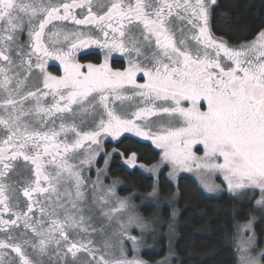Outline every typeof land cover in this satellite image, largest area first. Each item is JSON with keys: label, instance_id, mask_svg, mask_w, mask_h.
<instances>
[{"label": "snow or ice", "instance_id": "obj_1", "mask_svg": "<svg viewBox=\"0 0 264 264\" xmlns=\"http://www.w3.org/2000/svg\"><path fill=\"white\" fill-rule=\"evenodd\" d=\"M217 5L0 0V264H150L141 253L154 227L134 193L105 183L117 152L105 141L126 133L161 150L151 167L120 153L156 176V203L163 164L172 182L191 173L206 193L250 203L234 213V261L264 264L254 214L264 213V28L230 45L212 31ZM87 49L102 59L81 63Z\"/></svg>", "mask_w": 264, "mask_h": 264}, {"label": "trees", "instance_id": "obj_2", "mask_svg": "<svg viewBox=\"0 0 264 264\" xmlns=\"http://www.w3.org/2000/svg\"><path fill=\"white\" fill-rule=\"evenodd\" d=\"M211 24L213 33L230 45L251 41L264 28V0H218ZM105 145L107 152L117 148L109 163L107 182L118 179L122 185L118 190L120 196L134 193L138 196L136 202L141 206L140 212L147 221L153 219L156 223L155 218H158V230L163 238L156 245V251L142 253L144 259L157 264L171 251L174 254L170 257V264H235L233 225L238 217L234 213H239L242 219L252 210L250 203L241 204L226 194L207 196L197 183L185 176L179 177L174 186L167 178V170H163L158 175L160 200H167V205L158 208L150 204L155 201L147 196L155 178L137 169L126 168L120 153L127 156L135 152L138 163L151 165L159 160L160 152L148 140L131 134ZM98 166H104L103 159L99 160ZM140 198L150 203L142 205ZM173 210L177 212L174 219L171 217ZM168 223L174 225V232L169 233ZM261 229L262 226L258 225L259 233ZM169 241L171 249L166 246Z\"/></svg>", "mask_w": 264, "mask_h": 264}, {"label": "rangeland", "instance_id": "obj_3", "mask_svg": "<svg viewBox=\"0 0 264 264\" xmlns=\"http://www.w3.org/2000/svg\"><path fill=\"white\" fill-rule=\"evenodd\" d=\"M149 142L151 143V141L149 140ZM152 144V143H151ZM153 145V144H152ZM154 146V145H153ZM154 148L155 149H157L155 146H154ZM159 152H160V157H161V150L160 149H157ZM199 154H202V151H201V153H199ZM160 162V158H159V160L158 161H156L155 163H153V164H151V165H145V166H147V167H151L152 165H156V164H158ZM124 164V163H123ZM140 163H138L137 162V165H139ZM125 165V167L126 168H128L129 170H133V169H137L138 171H140L141 173H143L144 175H147V176H151V177H154L155 179H156V176H154V174L153 173H151V172H145L143 169H140L139 167H136V168H129L126 164H124ZM99 167V166H98ZM163 170H167V178H168V171L170 170V167H169V165H167V164H163V165H160V167H159V170H158V173H157V175H159V173H161ZM92 171H95V169H93V170H91V172ZM91 172L90 173H87V175H90V177H91V179H95L94 178V175H95V173H92L91 174ZM181 176H185V177H188V178H190V179H192L195 183H197L198 185H199V187H200V189L203 191V193H205L207 196H210V197H216V196H219V195H222V194H226V195H228L229 196V194L227 193V191L225 190L224 192H222V193H217V194H215V195H211V194H208V193H206L204 190H203V188L200 186V184H199V181H197V179H196V177L193 175V174H191V173H180L179 174V176H178V178L179 177H181ZM178 178H177V180H178ZM213 179L215 180V182L217 183V184H221L222 186H223V180H222V178L221 177H213ZM114 180V179H113ZM169 180V179H168ZM174 186L177 184V181L176 182H172L171 180H169ZM111 182H112V180H111ZM105 183H108L107 182V179L105 178ZM121 183H119L118 185H117V192H118V190H119V188H121ZM231 197V196H230ZM138 198V196H135V203H136V205L138 206V212H139V214L147 221V219L142 215V213L140 212V205L138 204V202H136V199ZM139 201H140V203L142 204V205H148L150 202H146V201H144L143 200V198H140L139 199ZM167 200H163V199H161L160 200V202L159 203H156V202H152V203H150V204H154L155 206H157L158 208H160V207H162V206H164V205H167V202H166ZM168 204H170V203H168ZM254 214L258 217V219H257V221H256V224H255V230H256V236H257V245H258V247H264V213H261V212H259V211H255L254 212ZM156 220V223L154 222V220L153 219H148V221L147 222H149L150 224H152V226L154 227V229H155V233H156V238H155V240H153L151 237H149V239H148V244L149 245H152L153 247L150 249V250H146V251H144V252H147V251H151V250H155L156 251V248H158V246H156V245H158V243H159V241L163 238V235L159 232V230H158V224H157V222H158V218L156 217L155 218ZM258 225H261L262 226V229H261V231H260V233L257 231V226ZM135 231V230H134ZM232 243H233V247H234V249H235V245H234V240L232 241ZM166 246H167V248L168 249H171V247H172V243L169 241V242H167L166 243ZM143 253V252H142ZM142 253H141V255H142Z\"/></svg>", "mask_w": 264, "mask_h": 264}, {"label": "flooded vegetation", "instance_id": "obj_4", "mask_svg": "<svg viewBox=\"0 0 264 264\" xmlns=\"http://www.w3.org/2000/svg\"><path fill=\"white\" fill-rule=\"evenodd\" d=\"M69 27H72L71 25H69ZM88 52V53H95V54H89V55H84V52ZM98 53H99V50L98 49H87V50H84V51H82L80 54H79V59H80V62L81 63H89V62H92V63H96V62H99V60L100 59H102V57H100L99 55H98ZM113 67H120L121 66V61L118 59V58H114L113 59ZM58 69H59V65H58V63L57 62H50V67H49V70L53 73V74H57L58 73ZM127 134H131V133H126V134H124V136L125 135H127ZM132 135V134H131ZM133 136V135H132ZM123 137V136H122ZM121 137V138H122ZM134 137H136V136H134ZM120 138V139H121ZM136 138H139V137H136ZM139 139H141V138H139ZM115 142H117V141H110V140H108V141H105V144L106 143H115ZM103 155V154H102ZM110 163V162H109ZM122 163H124L123 162V160H122ZM92 173H95V171H92L91 172V174ZM86 175H87V173H86ZM94 178H96L95 177V175H94Z\"/></svg>", "mask_w": 264, "mask_h": 264}]
</instances>
